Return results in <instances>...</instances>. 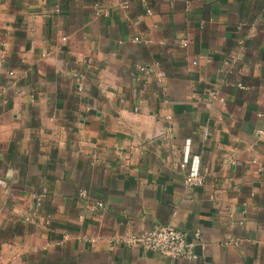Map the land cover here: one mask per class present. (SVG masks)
<instances>
[{"label":"crops","instance_id":"crops-1","mask_svg":"<svg viewBox=\"0 0 264 264\" xmlns=\"http://www.w3.org/2000/svg\"><path fill=\"white\" fill-rule=\"evenodd\" d=\"M0 264H264V0H0Z\"/></svg>","mask_w":264,"mask_h":264},{"label":"built area","instance_id":"built-area-1","mask_svg":"<svg viewBox=\"0 0 264 264\" xmlns=\"http://www.w3.org/2000/svg\"><path fill=\"white\" fill-rule=\"evenodd\" d=\"M65 40V38H63ZM135 42L144 43L139 36L133 38ZM148 42V41H147ZM183 46H186L188 41L183 40ZM185 165V162H183ZM183 183L187 187H199L204 184L203 176L198 173L189 171L183 178ZM81 197H85L84 192H79ZM41 205V196L38 197L33 206L37 208ZM96 208L104 207L100 201L94 203ZM199 236L196 231L193 233V238L197 239ZM116 242L128 246L141 245L146 249L168 255L172 258L186 257L189 259L197 258L194 252L193 241L188 240L187 234L170 226H160L152 229L144 230L138 233H125L124 235L115 239Z\"/></svg>","mask_w":264,"mask_h":264}]
</instances>
